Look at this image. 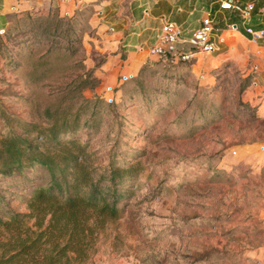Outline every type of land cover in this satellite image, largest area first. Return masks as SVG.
I'll list each match as a JSON object with an SVG mask.
<instances>
[{"label": "rangeland", "instance_id": "obj_1", "mask_svg": "<svg viewBox=\"0 0 264 264\" xmlns=\"http://www.w3.org/2000/svg\"><path fill=\"white\" fill-rule=\"evenodd\" d=\"M61 2L36 3L0 30V108L44 125L46 109L97 102L94 132L77 131L93 162L113 149L139 165L126 211L84 264H264V120L248 97L251 74L226 63L196 76L191 65L151 60L139 82L124 74L108 83L84 40L92 9L66 14ZM49 48L60 62L28 81L29 62ZM7 129L0 115V137Z\"/></svg>", "mask_w": 264, "mask_h": 264}, {"label": "trees", "instance_id": "obj_2", "mask_svg": "<svg viewBox=\"0 0 264 264\" xmlns=\"http://www.w3.org/2000/svg\"><path fill=\"white\" fill-rule=\"evenodd\" d=\"M60 54L49 48L31 60L26 79H47ZM157 61L192 63L167 53ZM149 69L143 64L131 79L139 82ZM96 103L91 110L90 103L74 112L72 105L46 109L44 125L0 108L8 127L0 137V264H84L95 252L99 232L126 211L139 165L118 159L113 149L105 163H94L88 143L77 136L81 127L94 132ZM83 115L88 117L82 120ZM5 188L20 196L25 211L9 206Z\"/></svg>", "mask_w": 264, "mask_h": 264}, {"label": "crops", "instance_id": "obj_3", "mask_svg": "<svg viewBox=\"0 0 264 264\" xmlns=\"http://www.w3.org/2000/svg\"><path fill=\"white\" fill-rule=\"evenodd\" d=\"M43 1L0 0V30L7 27L14 14ZM224 1L227 0H62L60 7L71 13L78 6L89 4L90 32L84 40L90 50L102 55L98 73L108 83H115L124 74L133 76L147 61L158 59L151 47L165 20L174 21L185 38L210 13L214 18L216 50L211 54L198 53L191 61L193 73L205 75L226 63L247 70L252 76L248 97L256 104L258 117L264 120V39L253 42L244 33L246 24L264 28V0H228L240 5L254 3L246 21L234 9H223ZM177 49L189 51L191 47L178 43ZM260 148L264 150V143Z\"/></svg>", "mask_w": 264, "mask_h": 264}, {"label": "built area", "instance_id": "obj_4", "mask_svg": "<svg viewBox=\"0 0 264 264\" xmlns=\"http://www.w3.org/2000/svg\"><path fill=\"white\" fill-rule=\"evenodd\" d=\"M223 9H234L243 20L250 18L254 10V3L249 2L245 5L224 1L221 3ZM69 14L68 11H65ZM214 18L207 13L200 22V25L194 30L190 37H181L180 27L172 20H165L156 34V39L151 47V52L160 57L164 54H173L178 60L192 61L196 59L198 53L211 54L216 50V43L213 39ZM244 33L249 36L253 42L264 39V28H254L250 24L244 27ZM178 43H187L191 49L189 51H180L177 49Z\"/></svg>", "mask_w": 264, "mask_h": 264}]
</instances>
